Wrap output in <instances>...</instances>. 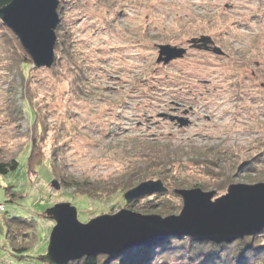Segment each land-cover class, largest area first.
Masks as SVG:
<instances>
[{
	"label": "rangeland",
	"instance_id": "rangeland-1",
	"mask_svg": "<svg viewBox=\"0 0 264 264\" xmlns=\"http://www.w3.org/2000/svg\"><path fill=\"white\" fill-rule=\"evenodd\" d=\"M58 2L50 69L34 68L29 56L31 63L17 62L23 55L0 31V162L16 159L19 165L0 176V264L43 263L56 226L47 211L56 204L75 207L83 224L121 211L137 214V221L178 216L179 196L163 197L165 207L146 204L153 195L128 207L134 201L125 202L121 188L144 174L171 193L214 191L212 201L226 192L210 187L208 170L235 185L264 183V0ZM202 36L224 56L201 47L170 64L156 63L157 46L187 48V41ZM35 133L43 163L29 177ZM246 164L253 170L245 171ZM63 181L110 192L93 200ZM8 188L19 196L13 204ZM6 215L36 223L35 244L24 258L6 239ZM173 237L187 238L172 233L146 248L96 258L118 264L131 251L134 262L150 264ZM180 262L188 261L180 255L167 264Z\"/></svg>",
	"mask_w": 264,
	"mask_h": 264
},
{
	"label": "water",
	"instance_id": "water-1",
	"mask_svg": "<svg viewBox=\"0 0 264 264\" xmlns=\"http://www.w3.org/2000/svg\"><path fill=\"white\" fill-rule=\"evenodd\" d=\"M58 4V0H12L0 8L1 23L14 34L36 69H50L54 63ZM188 43L197 49H208L207 46L213 45L205 36ZM157 49L158 61L164 57L165 64L183 58L186 53V50L169 45H159ZM213 53L224 56L216 47ZM260 86L264 89V83ZM166 192L161 181H146L127 191L124 200L129 203ZM174 193L183 202L178 216L141 218L144 221H137L135 213L121 211L83 224L77 220L76 208L69 203L54 205L47 215L56 226L52 228L41 261L68 264L83 257L113 256L130 248H146L155 239L172 233L217 245L229 244L264 229L263 183L232 185L225 195L213 202L214 191L206 193L194 188L178 189Z\"/></svg>",
	"mask_w": 264,
	"mask_h": 264
},
{
	"label": "trees",
	"instance_id": "trees-1",
	"mask_svg": "<svg viewBox=\"0 0 264 264\" xmlns=\"http://www.w3.org/2000/svg\"><path fill=\"white\" fill-rule=\"evenodd\" d=\"M12 0H0V8L8 5ZM0 31L5 35L4 41L15 50L22 57H17V62L21 59V64L25 65L31 63L28 55L22 49L19 41L13 35V33L1 23L0 21ZM59 46V45H58ZM57 46V47H58ZM58 49V48H57ZM39 138V137H38ZM37 134L32 139L31 147L28 156V176L35 174V168L43 163V156L40 152L39 140ZM250 162V161H249ZM251 164V163H250ZM249 164V166H250ZM18 162L16 159H12L8 162H0V176H6L9 173L15 172L18 169ZM55 167V166H54ZM252 167V166H251ZM248 167L246 164L244 166L245 171H252L253 168ZM247 169V170H246ZM212 173V172H211ZM208 170V176H210V187L219 193L226 192L228 186L232 184L231 178H226L222 175L211 174ZM64 175V174H63ZM142 178V179H141ZM140 178V181L135 185V182H127L121 188L122 192H127L137 186L142 182H146V174ZM65 179V176H62ZM137 179L136 181H138ZM151 181V180H150ZM214 181V182H213ZM65 188L72 187L77 189V194L81 197L92 198L93 200H100L99 197L102 195L109 194V190L101 189L95 187L94 184L88 185L87 183L79 184L77 181L62 182ZM168 184V183H167ZM171 186V185H169ZM209 185L203 184L202 189L207 190L210 188ZM8 188L6 190V196L9 203H14L13 201L19 199V196ZM175 191V190H174ZM169 190L160 195H153L152 198L146 199V204L154 205L158 202L160 207H165L169 202L163 200V197L172 196L175 199L179 197ZM94 195V196H93ZM94 197V198H93ZM138 201V200H136ZM136 201L132 202L130 206H134ZM137 205V204H136ZM4 223L6 226V239L15 254L19 257L24 258L25 254L31 250L36 241V223L33 220H26L21 217H10L8 215L4 216ZM12 228H16L15 231ZM31 240V241H30ZM30 241V242H29ZM164 244V243H163ZM131 251L123 253L122 259L117 261L118 264H137L135 261L134 254L131 255ZM154 260L150 264L168 263L171 258L175 257H186L187 263L180 262V264H264V229L252 237L244 238L242 240H236L230 244L214 245L205 241H197L191 238H178L173 237L167 243L162 245L160 249L156 251ZM27 258V256H26ZM108 261V257L102 258H84L73 264H105ZM42 263V262H41ZM43 264V263H42Z\"/></svg>",
	"mask_w": 264,
	"mask_h": 264
},
{
	"label": "bare ground",
	"instance_id": "bare-ground-1",
	"mask_svg": "<svg viewBox=\"0 0 264 264\" xmlns=\"http://www.w3.org/2000/svg\"><path fill=\"white\" fill-rule=\"evenodd\" d=\"M194 39H195V38H194ZM196 39H197V38H196ZM169 46H171V45H169ZM171 47H174V46H171ZM176 47L179 48V49L187 50V48H185V47H183V46H181V45H180V46H176ZM158 53H159V50L157 49V59H156V63H157V64H164V65H166V64H170V63L173 62V61H176V60H173V61H171V62H167V63L165 64V62L163 61V60H164V57H161V61H158V59H159V54H158ZM184 55H185V54H184ZM171 121L173 122V121H176V120H173V119H172ZM176 122H177V121H176ZM181 122H182V121H181ZM181 122H180V123H181ZM183 123H184V122H183ZM184 124L187 125L188 122H185ZM263 184H264V183H263ZM138 185H139V184H138ZM232 185H235V184H233V183L230 184V185L228 186V188H229L230 186H232ZM237 185H239V184H237ZM135 187H136V186H135ZM228 188H227V189H228ZM132 189H133V188H132ZM203 192H204V191H203ZM205 192L208 193L207 191H205ZM210 192H212V191H210ZM226 192H227V190H226ZM213 198H214V196H213ZM213 198H212V199H213ZM180 199H181V198H180ZM181 200H182V199H181ZM211 201H212V200H211ZM212 202H213V201H212ZM184 237H186V236H184ZM187 238H189V237H187ZM245 238H249V237H245ZM191 239H192V238H191ZM243 239H244V238H243ZM202 241H203V240H202ZM205 242H207V241H205ZM208 242H209V243H212V244H214V245H217V244H215V243H213V242H210V241H208ZM229 244H230V243H229Z\"/></svg>",
	"mask_w": 264,
	"mask_h": 264
},
{
	"label": "flooded vegetation",
	"instance_id": "flooded-vegetation-1",
	"mask_svg": "<svg viewBox=\"0 0 264 264\" xmlns=\"http://www.w3.org/2000/svg\"><path fill=\"white\" fill-rule=\"evenodd\" d=\"M194 39V38H193ZM192 40V39H191ZM190 41V40H189ZM189 41H187V43H186V46H187V50H186V53H185V55L183 56V58H185V56L187 55V53H188V51L190 50V51H200V49H197V48H195V47H192L188 42ZM213 47H215L214 45H213ZM189 48V49H188ZM196 49V50H195ZM204 52H207V53H213V48L212 47H209L208 49H206V51H204ZM174 62V61H173ZM172 63V62H171ZM171 120L173 119V120H176L178 123H180L182 120L180 119V118H176V117H173V118H170ZM183 123V121L180 123V124H182Z\"/></svg>",
	"mask_w": 264,
	"mask_h": 264
}]
</instances>
